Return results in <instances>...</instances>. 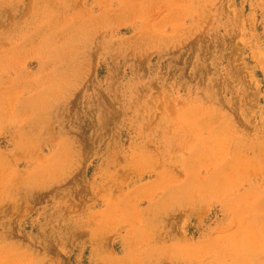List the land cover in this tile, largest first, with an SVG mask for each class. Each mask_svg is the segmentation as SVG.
I'll return each instance as SVG.
<instances>
[{
	"label": "rangeland",
	"instance_id": "1",
	"mask_svg": "<svg viewBox=\"0 0 264 264\" xmlns=\"http://www.w3.org/2000/svg\"><path fill=\"white\" fill-rule=\"evenodd\" d=\"M0 264H264V0H0Z\"/></svg>",
	"mask_w": 264,
	"mask_h": 264
}]
</instances>
